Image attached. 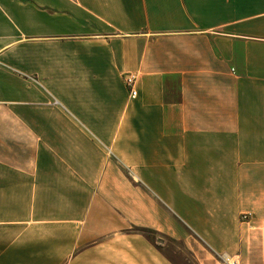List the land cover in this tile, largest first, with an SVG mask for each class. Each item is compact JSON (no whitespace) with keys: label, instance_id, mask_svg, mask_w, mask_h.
Here are the masks:
<instances>
[{"label":"crops","instance_id":"0c3cea01","mask_svg":"<svg viewBox=\"0 0 264 264\" xmlns=\"http://www.w3.org/2000/svg\"><path fill=\"white\" fill-rule=\"evenodd\" d=\"M137 229L264 264V0H0V264H172Z\"/></svg>","mask_w":264,"mask_h":264},{"label":"rangeland","instance_id":"374dc122","mask_svg":"<svg viewBox=\"0 0 264 264\" xmlns=\"http://www.w3.org/2000/svg\"><path fill=\"white\" fill-rule=\"evenodd\" d=\"M108 157L112 160L111 153ZM252 221L256 220L253 218V213L249 212H243L238 220L239 225L241 224L242 227L246 226L244 225L245 223ZM135 231L144 235V237L155 246L156 250L172 264H243L241 252L238 254H217L211 250H200V252H196V249H193L194 245H192L189 240L178 241L154 231L142 229H137ZM206 258H209L210 261H205ZM228 259L230 260L228 261Z\"/></svg>","mask_w":264,"mask_h":264},{"label":"built area","instance_id":"2783aa9c","mask_svg":"<svg viewBox=\"0 0 264 264\" xmlns=\"http://www.w3.org/2000/svg\"><path fill=\"white\" fill-rule=\"evenodd\" d=\"M138 76L136 74H126L124 76V84L128 89L129 96L131 99H135L138 95V91L136 88ZM230 259H228L229 261Z\"/></svg>","mask_w":264,"mask_h":264}]
</instances>
